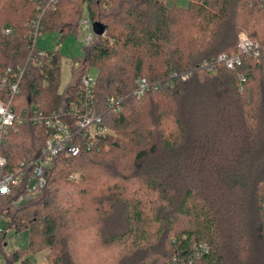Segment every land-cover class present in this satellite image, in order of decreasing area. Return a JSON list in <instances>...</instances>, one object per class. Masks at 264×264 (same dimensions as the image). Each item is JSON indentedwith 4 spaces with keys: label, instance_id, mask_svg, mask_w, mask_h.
<instances>
[{
    "label": "trees",
    "instance_id": "obj_1",
    "mask_svg": "<svg viewBox=\"0 0 264 264\" xmlns=\"http://www.w3.org/2000/svg\"><path fill=\"white\" fill-rule=\"evenodd\" d=\"M39 1L0 0V77L26 67L18 107L49 112L74 102L82 77L97 69L108 132L98 150L58 157L28 203L14 204L22 187L0 195V247L9 229L29 233L27 247L0 250L5 264H35L28 257L44 250L47 264H264V0H189L186 8L58 0L40 34L76 33L85 8L105 27L74 60L62 92L60 53L31 49ZM241 32L263 45L260 57L234 71L203 68L236 54ZM139 79L161 86L137 98ZM46 139L41 126L11 132L1 150L7 169L36 157Z\"/></svg>",
    "mask_w": 264,
    "mask_h": 264
},
{
    "label": "built area",
    "instance_id": "obj_2",
    "mask_svg": "<svg viewBox=\"0 0 264 264\" xmlns=\"http://www.w3.org/2000/svg\"><path fill=\"white\" fill-rule=\"evenodd\" d=\"M57 2L58 0H40L36 8L37 18L30 25L31 49L32 51L38 49L39 57L46 56L44 50L37 48L36 42L42 29V17L45 11ZM80 27L86 31L85 43L89 44L95 37V33L88 12L81 19ZM4 32L10 34L11 29H5ZM237 48L236 54H221L212 63H205L203 68L211 70L214 65L221 64L234 71L242 65L245 58H258L263 51V45L254 41L245 32L239 33ZM25 73L26 67L17 66L7 69L0 77V195H9L14 188L22 187L24 194L15 199L16 206L28 203L42 193L47 184L46 173L58 157L76 158L81 154L98 150L100 139L108 132L104 126L103 115L99 113L95 101V79L88 75L83 76L74 102L46 112L35 105L18 107L17 98ZM239 78L241 83L246 80L242 75ZM160 86L158 83L139 79L131 94L140 98ZM107 108L118 112L120 101L108 100ZM24 125L43 127L47 137L45 145L36 157L25 158L12 170H8L7 160L1 154L2 147L8 135ZM32 182L34 186H31Z\"/></svg>",
    "mask_w": 264,
    "mask_h": 264
},
{
    "label": "rangeland",
    "instance_id": "obj_3",
    "mask_svg": "<svg viewBox=\"0 0 264 264\" xmlns=\"http://www.w3.org/2000/svg\"><path fill=\"white\" fill-rule=\"evenodd\" d=\"M169 7H181L186 8L189 4V0H160ZM87 14V8L83 11V17ZM86 31L82 30L79 26L76 33H71L63 40L60 39L58 32L41 33L37 38V48L44 50L45 52H59L61 55L60 63V83L59 91L62 92L69 85L72 79V67L74 60L84 57V46ZM87 75L93 79H97L98 71L95 68H90L87 71ZM74 177H78L75 175ZM34 186V182L31 183ZM6 228L5 220L0 222V239ZM29 242V233L22 231L16 233L14 230L9 229L2 240L0 250L10 255L13 250L23 249L27 247ZM48 250L32 254L28 258L35 264H47ZM6 258L3 254H0V264H5Z\"/></svg>",
    "mask_w": 264,
    "mask_h": 264
},
{
    "label": "water",
    "instance_id": "obj_4",
    "mask_svg": "<svg viewBox=\"0 0 264 264\" xmlns=\"http://www.w3.org/2000/svg\"><path fill=\"white\" fill-rule=\"evenodd\" d=\"M94 33L96 36H103L105 33V27H103L101 24H95L94 25Z\"/></svg>",
    "mask_w": 264,
    "mask_h": 264
}]
</instances>
